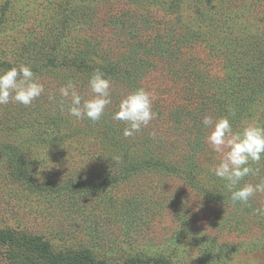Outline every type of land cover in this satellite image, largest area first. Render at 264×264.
Returning a JSON list of instances; mask_svg holds the SVG:
<instances>
[{
  "label": "rangeland",
  "instance_id": "rangeland-1",
  "mask_svg": "<svg viewBox=\"0 0 264 264\" xmlns=\"http://www.w3.org/2000/svg\"><path fill=\"white\" fill-rule=\"evenodd\" d=\"M20 64L45 92L0 106V229L108 264H264V194L232 203L202 124L232 107L234 130L264 125V0H0V70ZM96 69L101 120L62 112L58 89L91 98ZM139 87L156 116L125 137L112 117ZM253 167L237 187L264 179ZM18 256L0 243V264Z\"/></svg>",
  "mask_w": 264,
  "mask_h": 264
},
{
  "label": "clouds",
  "instance_id": "clouds-1",
  "mask_svg": "<svg viewBox=\"0 0 264 264\" xmlns=\"http://www.w3.org/2000/svg\"><path fill=\"white\" fill-rule=\"evenodd\" d=\"M88 87L92 95L84 99L77 91L76 82L69 80L58 89V104L62 112L67 107L68 114L77 120L87 118L95 123L112 104V81L96 69L88 80ZM44 92V84L36 78L30 65L20 64L6 71L0 70V106L9 103L30 106ZM154 99V92L139 87L120 101L112 118L127 125L123 131L125 137H133L149 126L156 116ZM49 100L56 102V97L50 95ZM234 115L235 109L230 107L228 114L218 119L206 115L202 124L211 129L205 138L206 143L220 157L219 163L214 164L210 171L225 181L233 204L248 205L257 194H264V179L256 184L237 186L245 177L260 173L259 167L253 165H259L264 159V125L253 121L241 130H234L230 120ZM114 159L118 161L119 157ZM254 212L264 215V209L257 208Z\"/></svg>",
  "mask_w": 264,
  "mask_h": 264
},
{
  "label": "trees",
  "instance_id": "trees-1",
  "mask_svg": "<svg viewBox=\"0 0 264 264\" xmlns=\"http://www.w3.org/2000/svg\"><path fill=\"white\" fill-rule=\"evenodd\" d=\"M151 48L157 47L156 45H151ZM160 48L163 47L159 46V49ZM138 63L139 62L131 58L129 64H122V68L128 69L129 65L136 67L138 66ZM129 75L132 79V73L130 71ZM122 76L125 77V74L123 73ZM243 94L245 95V93ZM152 156L154 157L155 155L153 154ZM156 160L161 161V158L159 157ZM140 164H142V162H140ZM135 165L141 166L138 164ZM133 166L134 165H131L132 168H134ZM127 169L126 171H128ZM0 243L6 247H10L14 251H18L20 256H18V258L14 261L21 264H108L105 261H94L88 254L85 253L70 255L55 253L51 250L50 244L45 242L43 238L18 233L12 230L0 229ZM135 262L138 261H133L127 264H132Z\"/></svg>",
  "mask_w": 264,
  "mask_h": 264
}]
</instances>
